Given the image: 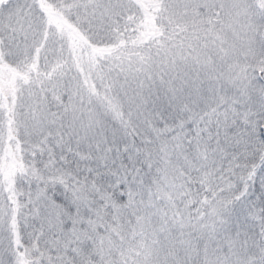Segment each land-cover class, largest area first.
<instances>
[{"label":"snow or ice","instance_id":"obj_1","mask_svg":"<svg viewBox=\"0 0 264 264\" xmlns=\"http://www.w3.org/2000/svg\"><path fill=\"white\" fill-rule=\"evenodd\" d=\"M0 264H264V0H0Z\"/></svg>","mask_w":264,"mask_h":264}]
</instances>
